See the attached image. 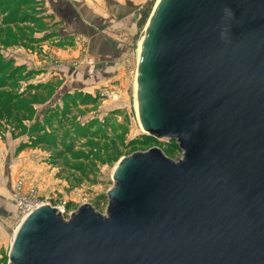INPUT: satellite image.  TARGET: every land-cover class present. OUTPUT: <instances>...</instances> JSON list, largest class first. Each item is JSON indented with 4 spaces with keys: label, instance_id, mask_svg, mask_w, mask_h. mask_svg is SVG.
I'll list each match as a JSON object with an SVG mask.
<instances>
[{
    "label": "water",
    "instance_id": "obj_1",
    "mask_svg": "<svg viewBox=\"0 0 264 264\" xmlns=\"http://www.w3.org/2000/svg\"><path fill=\"white\" fill-rule=\"evenodd\" d=\"M142 130L105 214L40 204L8 264H264V0H156L136 63Z\"/></svg>",
    "mask_w": 264,
    "mask_h": 264
},
{
    "label": "rangeland",
    "instance_id": "obj_2",
    "mask_svg": "<svg viewBox=\"0 0 264 264\" xmlns=\"http://www.w3.org/2000/svg\"><path fill=\"white\" fill-rule=\"evenodd\" d=\"M41 1L0 0V92L23 103L27 83H47L45 88L52 84V90L43 92L45 101L34 102L30 114L0 115V264L9 263L11 238L20 221L18 180H23L21 192L35 189L38 201L62 207L64 218L82 203L105 214L112 170L121 156L154 146L172 159L181 156L171 139L148 136L142 130L135 107L136 49L145 25L135 22L147 8L150 13L156 0L129 1L138 9L125 27L130 34L125 52L105 59L103 65L89 53L85 39L75 42L70 36L76 23L74 0L70 6L67 0H52L55 11L70 22L62 32L67 38L46 44L60 51L48 58L52 70L39 76L38 52L44 53L41 44L47 41L28 36V29L44 28ZM30 51L36 57L31 58Z\"/></svg>",
    "mask_w": 264,
    "mask_h": 264
},
{
    "label": "crops",
    "instance_id": "obj_3",
    "mask_svg": "<svg viewBox=\"0 0 264 264\" xmlns=\"http://www.w3.org/2000/svg\"><path fill=\"white\" fill-rule=\"evenodd\" d=\"M51 1L52 0L41 1L43 4L42 7L45 10L40 20H42L44 28H38L36 31L28 29V36L32 35L37 37L38 41L41 43L47 41L41 44L44 53L38 52L40 55V61H38L40 65L37 68L39 76L43 74L46 75L47 71L52 70V67H50L51 60L48 58H51L54 53L58 54L60 51L59 48H49L46 44H48V42L57 43L61 38H67L62 32L64 31V27L68 25L67 22H70V20L63 19L59 13L55 11L56 7L54 8V6H52ZM129 1L130 0H105V4L102 5L99 0H74V3H72V7L75 10L72 18L76 19V23L74 24L75 31L71 32L70 36L74 38L75 42H80V40L85 39L89 53L92 54L93 57H97L99 61H102V63L99 64L103 65L105 64V59L118 58L125 52V45L130 36L129 31L125 27H127L126 25L129 22L130 15L138 9L129 6ZM64 2H67L65 4H68V6L71 4L70 0ZM68 6L66 8H68ZM137 16L135 15V17ZM111 34H113L114 37H112ZM36 54V52L33 53L30 51L31 58H33V56L36 57ZM32 62L36 61L33 60ZM31 66L29 68H32ZM94 71L95 69L91 70V72ZM28 84L30 83H27V85Z\"/></svg>",
    "mask_w": 264,
    "mask_h": 264
},
{
    "label": "trees",
    "instance_id": "obj_4",
    "mask_svg": "<svg viewBox=\"0 0 264 264\" xmlns=\"http://www.w3.org/2000/svg\"><path fill=\"white\" fill-rule=\"evenodd\" d=\"M148 15H149V8H147L137 18L136 26H138V27L143 26ZM13 20H15V18H13ZM22 20L23 19H21V21ZM49 85L50 86L45 88V86H47V83L46 84L39 83L38 85H32V86L30 84H28V87L26 88V90H28V94H27L28 96L22 97L23 103H18L20 101L14 102V95H7V97H6L5 95L4 96L2 95L3 94L2 92H0V115H11L12 116L13 114L17 115V113L21 114L20 112H23L24 114H30V112L32 111V107H33L34 102L41 103V102L45 101L43 98V95H44L43 92H44V90L49 89V88L52 90V87H51L52 84L50 83ZM39 87H42V89L39 90L38 92L35 91L36 89H39ZM19 95H20L19 97H21L23 94L19 93ZM25 103H26V105H25L26 108L24 109L21 106H23ZM18 106H20V108ZM45 110L47 112L48 109L46 108ZM50 112L51 111H48V113H50ZM36 121L39 122L38 119ZM148 136H151V135H148ZM171 141L174 144V146L177 147L176 142L174 140H171Z\"/></svg>",
    "mask_w": 264,
    "mask_h": 264
},
{
    "label": "built area",
    "instance_id": "obj_5",
    "mask_svg": "<svg viewBox=\"0 0 264 264\" xmlns=\"http://www.w3.org/2000/svg\"><path fill=\"white\" fill-rule=\"evenodd\" d=\"M91 62L90 58L88 59ZM23 185V180H18L16 183V203H17V211L20 217V220L28 214L32 209L40 204H44L41 201H38L36 198V191L33 188L28 189L25 193L21 192V188ZM58 210L63 213V208L57 207Z\"/></svg>",
    "mask_w": 264,
    "mask_h": 264
},
{
    "label": "bare ground",
    "instance_id": "obj_6",
    "mask_svg": "<svg viewBox=\"0 0 264 264\" xmlns=\"http://www.w3.org/2000/svg\"><path fill=\"white\" fill-rule=\"evenodd\" d=\"M141 38H142V34H141L140 40H139V42H138V44H137V49H136V51H137V58H138V53H139V48H140ZM135 75H136V73H135ZM135 75H134V76H135ZM135 87H136V81L134 80V90H135ZM134 92H135V91H134ZM135 107H136V98H135Z\"/></svg>",
    "mask_w": 264,
    "mask_h": 264
}]
</instances>
